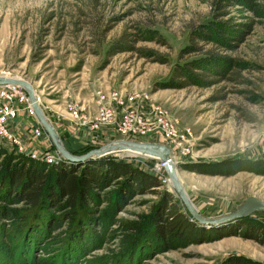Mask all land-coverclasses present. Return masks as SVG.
Here are the masks:
<instances>
[{
    "label": "rangeland",
    "instance_id": "1",
    "mask_svg": "<svg viewBox=\"0 0 264 264\" xmlns=\"http://www.w3.org/2000/svg\"><path fill=\"white\" fill-rule=\"evenodd\" d=\"M226 3L0 0V75L33 85L64 142L73 137L92 148L117 139L167 144L196 207L205 216L223 215L251 196L264 200V0ZM234 25L248 29L241 30L240 40L233 33L224 34L230 39L219 37ZM20 87L6 88L17 111L0 135V161L25 158L47 166L62 161L36 113L26 108ZM113 91L135 106L144 104L147 113L161 105L169 118L191 128V146L164 141L158 132L134 137L112 126L81 125L72 115L79 105L95 116L99 95ZM107 157L156 175L159 191H169L184 208L158 159L123 151L101 159ZM107 205L99 207L101 217ZM161 206L159 193L137 194L114 225L91 227L99 246H91L78 264H227L236 256L264 264V244L238 235L178 241L167 249L153 223ZM248 219L264 225V211Z\"/></svg>",
    "mask_w": 264,
    "mask_h": 264
},
{
    "label": "trees",
    "instance_id": "2",
    "mask_svg": "<svg viewBox=\"0 0 264 264\" xmlns=\"http://www.w3.org/2000/svg\"><path fill=\"white\" fill-rule=\"evenodd\" d=\"M227 2L228 6L252 4V0ZM241 30L248 29L230 26L219 37L230 39L224 34L233 33L240 40ZM64 143L76 154L92 148L73 137ZM49 167L54 173H49ZM161 185L156 175L109 157L83 163L63 159L51 166L25 158L14 162L6 158L0 161V264H78L90 253L91 246H99L97 234L89 231L91 227L114 225L116 215L133 197L148 193H159L162 199L163 206L153 223L157 239L167 249L178 241L203 243L231 235L264 244V225L254 226L250 215L222 226H199L169 191H159ZM104 203L108 205L101 217L99 207ZM19 204L21 208L13 207ZM229 258L227 264H250L242 256Z\"/></svg>",
    "mask_w": 264,
    "mask_h": 264
},
{
    "label": "water",
    "instance_id": "3",
    "mask_svg": "<svg viewBox=\"0 0 264 264\" xmlns=\"http://www.w3.org/2000/svg\"><path fill=\"white\" fill-rule=\"evenodd\" d=\"M18 85L28 93L31 105L41 121L42 125L49 134L55 148L58 151L59 157L73 163H83L96 158H101L108 155H113L117 152H133L145 155L151 158H156L165 162V170L171 181L173 189L179 195L184 207L190 215L204 226L216 227L222 226L237 219L249 216L255 212L264 211V200L251 196L241 203L237 209L219 216H205L201 213L198 207L189 197L185 187L181 181L178 165L171 157V148L164 143L150 141H135L131 139H117L105 143L104 145L93 147L85 153L76 154L71 152L62 140L60 133L54 126L52 121L47 117L43 108L37 101V96L33 85L22 78L0 75V85Z\"/></svg>",
    "mask_w": 264,
    "mask_h": 264
},
{
    "label": "built area",
    "instance_id": "4",
    "mask_svg": "<svg viewBox=\"0 0 264 264\" xmlns=\"http://www.w3.org/2000/svg\"><path fill=\"white\" fill-rule=\"evenodd\" d=\"M17 85H0V98L3 100L0 105V135L7 133V123L16 114V109L11 104L12 96L8 89H15ZM8 88V89H6ZM23 88V87H20ZM24 89V88H23ZM25 90V89H24ZM22 99L25 98L29 105V112L35 113L28 93H22ZM98 112L95 116L87 115L84 109L79 105L72 107V115L81 123V125L90 124L92 127L99 128L103 126H112L121 134L127 136H141L148 134L155 135L157 132L164 141H171L176 145L187 144L191 146L193 131L190 127L181 126L179 122L169 118L168 112L161 106L154 104L147 113L144 104L136 106L124 99L119 92L113 91L108 94L101 93L98 99ZM119 116H122L118 119ZM161 142V141H160ZM55 156L49 158L54 160ZM165 162L160 161L158 168H165Z\"/></svg>",
    "mask_w": 264,
    "mask_h": 264
},
{
    "label": "bare ground",
    "instance_id": "5",
    "mask_svg": "<svg viewBox=\"0 0 264 264\" xmlns=\"http://www.w3.org/2000/svg\"><path fill=\"white\" fill-rule=\"evenodd\" d=\"M38 101V100H37ZM171 148V147H170ZM171 157H172V149H171ZM159 160V159H158ZM159 161H161V160H159ZM170 180V179H169ZM171 182V181H170Z\"/></svg>",
    "mask_w": 264,
    "mask_h": 264
}]
</instances>
